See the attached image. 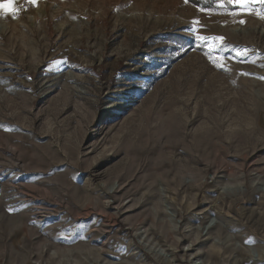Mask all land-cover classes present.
<instances>
[{
	"label": "rangeland",
	"instance_id": "1",
	"mask_svg": "<svg viewBox=\"0 0 264 264\" xmlns=\"http://www.w3.org/2000/svg\"><path fill=\"white\" fill-rule=\"evenodd\" d=\"M0 5V264H263L264 0Z\"/></svg>",
	"mask_w": 264,
	"mask_h": 264
},
{
	"label": "trees",
	"instance_id": "2",
	"mask_svg": "<svg viewBox=\"0 0 264 264\" xmlns=\"http://www.w3.org/2000/svg\"><path fill=\"white\" fill-rule=\"evenodd\" d=\"M189 1L203 8L215 9L219 0H189Z\"/></svg>",
	"mask_w": 264,
	"mask_h": 264
},
{
	"label": "snow or ice",
	"instance_id": "3",
	"mask_svg": "<svg viewBox=\"0 0 264 264\" xmlns=\"http://www.w3.org/2000/svg\"><path fill=\"white\" fill-rule=\"evenodd\" d=\"M33 3H35V0H32ZM236 3H245L246 0H235ZM0 8H5V9H11V6L10 5H0ZM11 11H13V13L16 11L15 9H11ZM244 21H241V23H243ZM199 39L201 40H208V39H218V40H221L223 41V37H205V36H200ZM220 67H224L223 64H220L219 65Z\"/></svg>",
	"mask_w": 264,
	"mask_h": 264
},
{
	"label": "built area",
	"instance_id": "4",
	"mask_svg": "<svg viewBox=\"0 0 264 264\" xmlns=\"http://www.w3.org/2000/svg\"><path fill=\"white\" fill-rule=\"evenodd\" d=\"M34 5L31 4V3H27V4H19L16 8H15V12L13 13V16H17L19 14L20 11H23V10H29L33 7ZM262 262L264 264V253H263V256H262Z\"/></svg>",
	"mask_w": 264,
	"mask_h": 264
}]
</instances>
